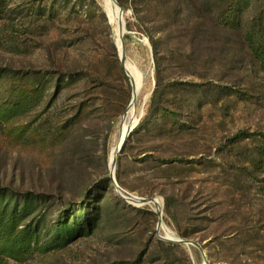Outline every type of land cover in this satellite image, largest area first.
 I'll return each instance as SVG.
<instances>
[{"label":"rangeland","instance_id":"1","mask_svg":"<svg viewBox=\"0 0 264 264\" xmlns=\"http://www.w3.org/2000/svg\"><path fill=\"white\" fill-rule=\"evenodd\" d=\"M121 1L135 100L102 0H0L3 264H205L196 247L160 239L163 227L199 242L210 264H264V137L234 136L264 133V70L245 39L264 0L240 2V30L219 24L221 0ZM50 3L51 16L34 14ZM125 113L117 183L161 200L159 232L157 204L104 182ZM91 192L103 197L96 229L43 247ZM21 233L31 247L15 244Z\"/></svg>","mask_w":264,"mask_h":264},{"label":"trees","instance_id":"2","mask_svg":"<svg viewBox=\"0 0 264 264\" xmlns=\"http://www.w3.org/2000/svg\"><path fill=\"white\" fill-rule=\"evenodd\" d=\"M121 6H123L121 0H117ZM222 1V10L218 14V22L221 26L227 27L233 30H240L242 28L241 21L239 20V14H241V1L244 0H221ZM43 6H37L34 14L37 16H51L53 14L54 3H50ZM117 7V6H116ZM124 7V6H123ZM118 8V7H117ZM229 17V18H228ZM246 42L252 51L254 58L259 63L261 68L264 70V23L253 19V22L246 27L245 31ZM153 49L156 52V49ZM264 137V133L259 131H245L238 130L235 133V138H250L253 136ZM117 182H120V176L117 173L115 176ZM109 187L110 178L106 177L104 180ZM95 193V192H94ZM94 193H89V198L85 199L82 205H79L75 211L71 212V215H62L56 223L53 225L51 238L49 241L45 242L44 246L47 248H57L66 245L69 241L75 239L77 236L88 235L93 230L96 229L97 224L100 220V204L103 200V197L94 196ZM26 195L34 196V194L27 193ZM170 197L165 196V206L168 210L170 206ZM74 206V205H73ZM27 205L22 208L21 211L25 210ZM70 205H66L65 211H69ZM15 213L11 214L14 215ZM18 215V214H17ZM8 223H11L8 221ZM32 236L26 233H21V236L15 240V244H18L19 247L29 248L30 240ZM173 246V244L169 243ZM3 256L0 255V264H3Z\"/></svg>","mask_w":264,"mask_h":264},{"label":"bare ground","instance_id":"3","mask_svg":"<svg viewBox=\"0 0 264 264\" xmlns=\"http://www.w3.org/2000/svg\"><path fill=\"white\" fill-rule=\"evenodd\" d=\"M102 3H103V6H104V10L107 13V15H108V17H109V19H110V21L112 23V26H113V29H114V32H115V41L117 42L116 45H117V48L119 50V54H121L122 62H123L122 64H124L125 72L128 75V77H129V79L131 81V84L133 86L132 87V98H134V100H135V98H137V96L139 95V85H138L137 76L135 74V71H134L132 65L127 61L126 56L123 55V50H122V46H121V39H122L123 34L125 32L123 18L121 17L120 11H119V8H118V13H119L120 18L122 20V26H121V22H120L119 16L116 13L112 3L107 1V0H102ZM114 4L116 5L115 1H114ZM122 30H123V33H122ZM131 101H132V99H131ZM128 109H129V111H128L129 113L128 114H129V117L131 118V125L130 126H133L134 123L136 122V112H135V108H134L133 104L131 106H128ZM125 119H126V113L123 115V118L121 119L122 121H121V124H120V135L117 138L118 142H117L116 147L114 149L113 157L110 158V162H112L116 158V156L118 155V151H119V149L121 147V144L123 143L126 134L129 132V129L126 130V128H125ZM128 200L130 202L134 203V204L146 205V204H149V203H154V204L158 205V209L161 207V200L159 198H156L154 201H148L147 203H141L136 198H133V199L129 198ZM142 205H139V206H142ZM135 206H138V205H135ZM162 225L163 224H161V226ZM160 227H159V231H160ZM163 230H164L166 235L172 236L171 232L168 229L163 227ZM168 236H165V237H168ZM168 238H171V237H168ZM172 239H176V238H172Z\"/></svg>","mask_w":264,"mask_h":264},{"label":"water","instance_id":"4","mask_svg":"<svg viewBox=\"0 0 264 264\" xmlns=\"http://www.w3.org/2000/svg\"><path fill=\"white\" fill-rule=\"evenodd\" d=\"M116 5L118 6L119 8V11H120V15L121 17L123 18V8L122 6L118 3L117 0H114ZM121 46H122V50H123V55H125V50H124V43H123V39H121ZM118 55H119V58H120V61H121V64L123 63L122 62V57H121V54H119V50H118ZM122 67H123V64H122ZM130 132H128L127 136L129 135ZM126 136V138H127ZM125 138V140H126ZM125 140L123 141V143L121 144V147L118 151V155L125 143ZM118 155L116 156V158L112 161V162H109V178H110V181L112 183V185L114 186L115 190L117 191V193L119 194V196L124 199L125 201L129 202V198H136L137 200H139L141 203H147L148 201H154L156 199V197H141V196H138V195H135V194H132V193H129L125 190H123L119 184L117 183V180L115 178V164H116V160H117V157ZM156 214H157V217H158V222H157V232H159V227L161 226L162 224V209L161 207L159 209L156 210ZM157 236L160 238V239H164V240H167V241H170V242H176V243H181V244H185V245H192L194 247H196L202 257H203V262L205 264H210L209 262V259L202 247V245L197 242V241H192V240H186V239H180V238H176V239H172V238H168V237H163L161 236L160 234H157Z\"/></svg>","mask_w":264,"mask_h":264}]
</instances>
